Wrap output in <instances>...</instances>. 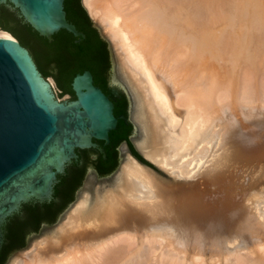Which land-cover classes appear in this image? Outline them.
<instances>
[{"label":"bare ground","instance_id":"1","mask_svg":"<svg viewBox=\"0 0 264 264\" xmlns=\"http://www.w3.org/2000/svg\"><path fill=\"white\" fill-rule=\"evenodd\" d=\"M81 4L135 91L138 149L172 179L128 154L11 264H264V172L230 170L233 151L264 164V0Z\"/></svg>","mask_w":264,"mask_h":264},{"label":"water","instance_id":"2","mask_svg":"<svg viewBox=\"0 0 264 264\" xmlns=\"http://www.w3.org/2000/svg\"><path fill=\"white\" fill-rule=\"evenodd\" d=\"M129 100L80 0H0V264L116 163Z\"/></svg>","mask_w":264,"mask_h":264},{"label":"rangeland","instance_id":"3","mask_svg":"<svg viewBox=\"0 0 264 264\" xmlns=\"http://www.w3.org/2000/svg\"><path fill=\"white\" fill-rule=\"evenodd\" d=\"M108 0H93L94 5L97 6L101 11L105 6V4L107 3ZM81 2H83V0H81ZM94 20V19H93ZM95 22H97L99 24V26L101 27V30L107 34L106 29L104 28V23H102L99 20H94ZM95 24V23H94ZM96 25V24H95ZM97 26V25H96ZM98 27V26H97ZM99 28V27H98ZM99 28V32L104 36V34L102 33V31ZM105 38V36H104ZM106 39V38H105ZM110 41V39H109ZM107 45H108V50L111 56V61H112V67H113V73H114V78L119 82L122 83L123 85H125L127 92H129V94L131 95L132 99H133V106L131 104V102H129V107H128V120L132 123V125L134 126V130L132 131V133L129 136L130 139V143L133 146L134 150L140 155V157L146 162V166H148L149 168H151L157 175L162 176L163 178H167V179H172L168 174H166L165 172L159 170L155 165H153L149 160H147L143 154L141 153V151L138 149L136 142L140 139V136L142 134L141 132V128L138 124V122L136 121V111H137V99H136V94L134 89L131 86V81L128 78L127 74L125 73L121 62L119 60V56L118 53L115 51L114 47V51L110 45V43L112 42H108L106 39ZM126 91V90H124ZM125 92V93H127ZM127 95V94H126ZM128 97V96H127ZM129 100V99H128ZM258 105L252 106V109H254L253 111H258V109H264L261 105L260 102H257ZM137 104V106H136ZM243 111V112H242ZM249 110H241L240 111V117L242 116H246ZM137 127V129H136ZM225 149H227V152H231L233 149H230V147H228V145H226L224 147ZM238 149V147H237ZM221 152V151H219ZM129 153L127 152H120L119 154V158L117 163L115 164L113 170L105 175V176H101V177H97L94 173H92L90 170H87L80 181V185L77 187V189L74 192V196H73V203H71L66 209L65 211L53 222L50 223L44 227H42L41 229H39L37 232H35L25 243L24 246L20 249L17 250H13L8 256L7 258L3 261L2 264H11L12 260L18 256L20 253L28 250L34 243L40 241L43 238H48V236H51L54 233V230H56V228L63 222L64 218L66 217L67 213L69 212V210L71 209V207L82 197V195L87 194L88 198H89V202L90 204H93L94 201L96 200L97 196H99L100 194H102L107 188H112L115 184V180H116V176L117 173L119 171V168L121 166V163L123 162V160H125L127 158ZM250 158V162H244L241 161L239 158V160H237V155L234 153L231 154V158H234L236 160H234V165H232V167L230 168V170H232L233 168L237 171L240 170V173L246 169L247 167V171H249L250 169H254L256 168V170L258 172H255V176H258L261 172H264V164H258L257 162H255L253 160L252 155H249ZM126 157V158H125ZM257 158H259V156H256ZM125 158V159H124ZM211 158V157H210ZM237 161V162H236ZM251 162L253 164L252 167H250ZM143 164V163H142ZM236 164V165H235ZM247 164V165H246ZM234 166V167H233ZM245 166V167H244ZM254 167V168H253ZM209 171V173H211L212 170V165L210 164V162L205 164L204 169L202 168L200 170V174H203L205 172ZM199 179V178H198ZM105 189V190H104ZM102 190V191H101ZM99 194V195H98ZM240 254L244 255L246 258L248 257L253 258L252 255H249L248 252L245 251H241ZM205 264H210L209 261H206Z\"/></svg>","mask_w":264,"mask_h":264},{"label":"flooded vegetation","instance_id":"4","mask_svg":"<svg viewBox=\"0 0 264 264\" xmlns=\"http://www.w3.org/2000/svg\"><path fill=\"white\" fill-rule=\"evenodd\" d=\"M88 16V15H87ZM89 17V16H88ZM129 136L130 135H128V136H126V137H124V138H122L121 140H119L118 142H117V144L115 145V151H116V157H117V160H116V163H117V161H118V158H119V154H120V152H127V153H129L130 155H132L131 154V148L129 147V145L128 144H131L130 143V139H129ZM132 146V145H131ZM133 147V146H132ZM134 149V148H133ZM115 163V164H116ZM87 170H90L92 173H94L97 177H101V176H98L97 174H96V172H95V170L94 169H92L91 167H86L85 168V171H84V173L87 171ZM83 173V174H84ZM105 176V175H104Z\"/></svg>","mask_w":264,"mask_h":264},{"label":"trees","instance_id":"5","mask_svg":"<svg viewBox=\"0 0 264 264\" xmlns=\"http://www.w3.org/2000/svg\"><path fill=\"white\" fill-rule=\"evenodd\" d=\"M84 11L86 12V10L84 9ZM87 14V13H86ZM129 145V147L131 148V154H132V156L135 158V159H137L139 162H141V163H143V164H146V162L140 157V155L133 149V147L131 146V144H128ZM81 181V180H80ZM79 185H80V182H79ZM78 185V186H79ZM77 186V187H78ZM77 187H76V189H77ZM75 189V190H76ZM24 246V244L22 245V246H20L19 248H17V249H20V248H22ZM17 249H15V250H17Z\"/></svg>","mask_w":264,"mask_h":264}]
</instances>
